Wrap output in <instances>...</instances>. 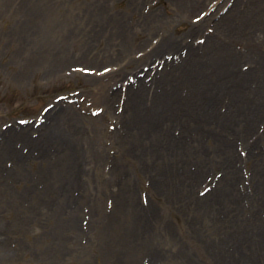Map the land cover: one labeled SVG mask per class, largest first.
<instances>
[{
	"label": "rangeland",
	"instance_id": "1",
	"mask_svg": "<svg viewBox=\"0 0 264 264\" xmlns=\"http://www.w3.org/2000/svg\"><path fill=\"white\" fill-rule=\"evenodd\" d=\"M190 1L0 0V135L5 129L18 125L17 128L21 127L20 132L27 134L26 138L36 143L34 140L43 128V126L40 127V122L45 120L48 110L53 108V105L59 100H63L62 104L70 102L84 115L94 117L100 114L102 107L94 104L92 95H88L90 87L86 82L87 73L82 70L93 69L96 73L98 71L99 73L105 72L106 67L109 69L118 67L113 64L114 55L127 56L122 61L125 69L124 74L120 78L116 77L117 80L119 79L118 86L122 83L125 85L128 80L130 81L134 77V73H129V70L136 64H138L136 73L142 68L149 67V64L145 65L143 60L139 61L140 56L158 43L161 35L174 38L179 43L176 49H169L178 50L177 54L182 52L183 57L179 60L185 61L186 64L188 61L194 60L192 65L203 63L210 67V59L195 56L197 53L203 52L200 48L194 52L195 54L187 55V59L184 60L189 45L195 47L201 44L204 46L210 34L215 35L214 31L218 27L223 28V31L229 30L230 34L227 39H223V41L220 38L216 39V43L219 45L225 46L229 50L234 48V54L228 53L226 59L236 58L237 63L229 61L225 64L236 69L240 67L242 71L250 69L251 66L254 70L252 72H255V76L250 81L252 87L257 86L258 92L255 93L264 95V0ZM195 4L200 7H194ZM152 13L154 16H151ZM228 15L230 18L227 21L223 20ZM201 23L204 24L197 27L199 29L194 27ZM234 26L236 27L233 28ZM192 29H196V31L191 32ZM127 39L129 44L126 45V48L130 49L124 53L120 46L125 44ZM214 50L215 47L209 48L210 53H213ZM85 52H90V55L86 60H80L79 58ZM173 52L165 55V58H171ZM131 59H138V61L125 66V61ZM51 62L54 68L57 65L55 69L49 68ZM93 65L96 68H90ZM155 65L161 73L164 65L158 64V61L155 62ZM75 67H81L82 70H75ZM224 73L223 75L227 79L228 74ZM149 78L150 76H147V81ZM114 82L116 81H110L111 84ZM228 82L231 81L228 80ZM161 85L163 88L165 84ZM113 86L115 88L116 84ZM185 92L184 89L182 94ZM190 94L191 92L184 95L190 96ZM225 96L229 98L230 95L226 93L224 98ZM220 97L222 98V96ZM185 102L186 99H182V104ZM200 105H202L201 108L205 107L203 100ZM261 106H252L256 107L255 112L249 111L247 115L256 120L257 117L254 113L261 112ZM233 107L238 108L239 113L245 112L244 107L240 108L238 103H232L227 110L230 118L235 115ZM56 108L57 106L54 110ZM121 109V106L118 107L119 111ZM208 111L211 113L212 108L208 107ZM204 122L203 120L198 128L206 133L205 128L210 127L211 124H207L205 127ZM57 123V126L52 129V135L46 138V143H59L63 138L65 123H61L59 119H57ZM107 123L109 131L113 130L114 124H111L110 120H107ZM258 127L263 129L264 125L259 123ZM194 128L185 123L183 131H187L185 133L187 142L195 141L193 138L196 135V131H193ZM241 133L243 130H240ZM209 134L215 139L219 133L216 129H212ZM206 136L202 135L198 142L201 141L200 148L206 150L203 156H174V159L164 162H168L167 165L162 167L158 174H155L156 180L153 181V183L156 182L155 184L151 182V184L145 185L148 181H144V175L137 176L136 170H127L131 168V162L123 161L121 167L124 168L123 171L129 173V179L125 184L127 189L122 191L123 193L116 194L115 197L119 208L126 211L124 219H130L131 212L136 208L134 212L136 214L139 207L143 205L145 206L143 211L153 213L151 225L154 223L152 226L150 225L149 230H146L147 234H145L150 237L151 241L144 248H150L144 249L135 245L132 252L139 249L147 252L152 250L159 254L161 252V255L164 256V254L178 249V253L191 257V260L199 259L196 255L205 251L209 244H216L218 238L224 234L222 233L223 229L226 231L233 227L227 225L231 221H234L238 226L242 225L235 234L231 233L239 246L243 247L247 243H253L259 237H255V234L258 233L261 223L264 222V188L262 189L260 184H255V179L264 175L261 173V164L264 165V140L260 144H256V148L251 153L241 157L239 168L242 171L248 170L253 162H256L259 167L252 174L238 172L240 178L243 179L238 187L244 185L247 188V192L242 193L243 196L240 198L236 193L237 187L234 189L233 185H229L230 181L221 176L218 178L219 180L217 179L218 181L216 180V172L220 171L221 175L222 171L225 172L219 167V163L225 160L223 153L225 151H218L216 143L212 142L213 139L206 142L208 138ZM248 136L250 142L256 140V136L252 137L251 134ZM102 142L106 150L104 151L109 154V159L94 165L95 162H88L90 158H96L92 153V157L82 160V166L79 167L81 179H77L75 184L81 190L71 186L69 193L63 198V190L68 184L67 180H63L59 194L56 195V197H61V200H57L56 197V199H52L49 194L57 193L58 183H55L52 177L50 178L45 193L47 207L40 209L38 213V217L43 220L32 225L27 224L30 222V217H26L25 213L21 211V206L26 205L28 199L20 198L21 205L16 202V197L26 187V182L21 177L8 179L6 173L12 167V163L5 158L0 160V229L5 230L8 226L16 229L15 226L21 221L24 227L23 234L29 237L30 243L20 247L17 252L11 250L10 255H14L13 258L0 248V264H104L103 258L106 255L103 256V254L106 252L104 251L105 246H108L106 244L107 234H111V225L106 221L114 219L112 215L108 216L112 204L110 201L114 194L111 192L113 186L110 182V162L114 164L115 159H121V155L114 152L115 148L112 146L109 136H104ZM21 143L22 141L19 139L17 147ZM230 143L236 152L233 140ZM180 146L186 149L185 154L188 151L193 153V150L185 147L184 144ZM239 146H243V144ZM26 150L27 148H23V152ZM100 151L102 150L100 149ZM248 159L250 160L248 161ZM134 164L137 162L135 161ZM34 165L31 167L29 163L26 164L25 170L28 177L33 179L40 175L39 170L42 163L36 160ZM58 167L63 168L62 164ZM218 167L219 170H215ZM175 168L174 175L168 177V171ZM47 176H50V173ZM116 176L120 179V176L117 174ZM64 177L65 173L60 172V178ZM232 177L235 179V176ZM219 181H222V184ZM40 182L45 185L44 180L41 179ZM262 185H264V181ZM206 187L208 189L210 187V189L209 194L205 196L201 191ZM73 198L80 207L74 215L79 216V220L85 218L87 224H80V229L76 225L74 230L70 225L61 224L60 228L56 227L58 218L52 216L54 209L59 208L63 215L68 217L66 211L67 208L68 212L71 211L74 203L71 205L70 203ZM36 202H39V199ZM140 213L142 212L140 211ZM119 217L117 216L115 219L119 221ZM49 225L56 227L57 235L59 233L61 235L60 239H57L60 241V249H62L59 255H56L55 250L50 246L49 233L45 231ZM161 226L167 227L163 234L160 233ZM15 229L8 234L5 241L7 245L17 234L19 235V231ZM230 232L229 230L228 234ZM55 236L56 234L53 233V237ZM259 245L262 252L257 257L260 259L255 264H264V243L261 236ZM162 246L167 249L159 252L157 249H161ZM52 250L53 252L50 254ZM112 251L115 253L114 250ZM47 252L51 256L48 262L45 259ZM154 252L153 254H156ZM253 256L255 258V255ZM161 259L162 257L159 256L157 261H150L149 257L143 255L142 252L137 258V264L138 262L140 264L182 263L181 260ZM251 261L250 258L247 263L252 264ZM236 264L240 263L236 262Z\"/></svg>",
	"mask_w": 264,
	"mask_h": 264
},
{
	"label": "bare ground",
	"instance_id": "2",
	"mask_svg": "<svg viewBox=\"0 0 264 264\" xmlns=\"http://www.w3.org/2000/svg\"><path fill=\"white\" fill-rule=\"evenodd\" d=\"M186 1L187 0H184V2ZM199 1L200 0H191L190 2ZM194 7H200V5L195 4ZM151 16H154V14L152 13ZM229 18L230 15L224 17L223 20L227 21ZM203 24L204 23L194 25V27L199 29L197 27ZM235 27L236 26L233 28ZM196 29H192L191 32H195ZM214 33L215 35L210 34L204 46L199 44L194 47L190 44L184 59H187V55L195 54L194 52L200 48L203 52L200 54L197 53L195 56L210 59V67H207V65L203 63L192 65L194 60L188 61V65L185 61L179 60V58L183 57L181 55L182 52L177 54L178 50H169L176 49L179 43L174 38H167L161 35L159 42L140 56L139 61L143 60L145 65L149 64L148 70L145 71L142 76L139 75V71L136 73L138 64L129 70V73H134L133 82L128 81L125 85L123 83L120 86L117 85L119 79L117 80L116 77L120 78L124 74L125 69L122 61L127 58V56H121V54H113V64L118 67L111 68L108 72L99 75H97L96 71L92 74H86V82L90 87L88 95H92L94 104H97L98 107H102V113L94 117L86 114L84 115L80 110L71 105V103L62 104L64 102L60 100L46 113V118L40 126H43V128L39 131V136L34 140L36 143L26 138L28 137L27 134L20 132L21 127L17 128L14 126L2 132L0 135L2 136V138H0V160L5 158L12 163V167L6 175L8 174V179H17L21 177L26 182V187L19 192L16 197V202L21 205L20 198L25 200L28 199L27 204L21 206V211L25 213V216L30 217V222L27 224H37L43 220V218L38 217V213L40 209L47 207L45 199L46 185L50 182L51 177L52 180L54 179L55 183H58V187L57 193L55 195L49 194V196L52 199L57 198V200H61V197H56V195L59 194L62 181L67 180L68 183L62 193V197L65 198L71 186H73V188L78 186L75 184L77 183V179H81V177H79V167L82 166V160L84 158L92 157L91 155L93 153L96 157V161L94 158H90L88 162H95L94 165L100 164L101 161L108 160L109 154H106L102 142L103 137L107 135L112 140V146L115 148L114 152L121 155V159L119 160L114 158L119 166L116 162H114V164L110 163L114 194H119L127 189L125 184L126 180L129 179V173L123 171L124 168L121 167L124 160L131 162V168L127 170H136L137 176L150 175L149 178L153 183L156 179L155 173L166 165L164 162L171 160L174 156H203L206 150L200 148L201 141L198 143L202 135H207L206 137L208 138L206 142L213 139L214 141L212 142L216 143L218 151H225L223 152L225 154V160L219 163V167L225 171H222L221 177L230 181L229 185L234 184L237 186L238 182L233 179L232 176H239L238 172H242L236 165L237 162L241 161L238 151L242 150L244 154L251 153V151L256 148V144H260L264 140V128L259 129L258 127L259 123L264 125V95L261 96L255 93L258 92L257 86L255 88L252 87L253 85L250 81L255 76V72H252L254 70L251 66L250 69L242 71L240 67L236 69L235 67L229 66V64H225V62L229 63V61L237 63L236 58H232L231 60L226 59L228 53L234 54V48H230L229 50L225 46L216 43V39L220 38L222 41L223 39H227L230 34L229 30L223 31V28L221 29L218 27L215 29ZM128 41V39L125 40V44L120 46L124 53L126 50L130 49L126 48V45L129 44ZM211 47H215L213 53L209 51ZM164 50L166 51L162 52ZM171 52H173L171 58H165V55ZM89 53L90 52H85L79 59L86 60L90 55ZM214 53L215 55L213 56ZM136 61H138V59L125 61V66L134 64ZM156 61H158V64L162 63L164 65L161 73L157 70L158 68L155 65ZM49 68L51 70L54 68L52 62ZM90 68H96V66L93 65ZM73 72L77 73V71ZM223 72L228 74L227 79H225ZM147 76H150V82L149 80L147 81ZM161 79L163 81H160ZM111 80L116 82L111 84ZM228 80L231 82H228ZM162 83L165 84V88H162ZM114 84H116L115 88H113ZM184 89L186 94L191 92L190 96L184 95L185 93L182 94ZM226 93L230 95L229 98L227 96L224 98V94ZM220 96H222V98ZM182 99H186V102L183 104ZM202 100L203 104H205L204 108H201L202 105H200ZM232 103H238L240 108L244 107L245 112L239 113L238 108L235 109L233 107V113H235V115L230 118L227 110L231 107ZM256 105H262L260 107L262 111L254 113L257 117L255 120L252 116L250 117V115L248 116L247 114L249 111L252 112V110L255 112L256 107L252 106ZM56 106H58V109L54 110ZM119 106L122 107L121 111L118 110ZM208 107L212 108L211 113L208 111ZM57 119H59V121L61 120V123H65L64 126L66 128L64 129L65 133L63 138L60 139L61 141L59 143H46V138L52 135V129L58 124ZM107 120H110L111 124H114L113 131H109L107 128ZM203 120L205 121L203 123L205 127L207 124L214 126L212 127L210 125V127H206V133L198 128ZM185 123L187 126L195 127L193 131H196V135L193 137L195 139L193 143L186 141L185 133H187V131H183ZM68 127H70L69 132ZM212 129H216L219 133L215 139L209 134ZM240 130H243V133L240 134ZM250 134L252 137L256 136L254 142H250L248 139V135ZM19 139L22 143L17 147ZM231 140L236 144L235 148L236 152H238L237 154L233 150L230 143ZM180 144H184L185 147L189 149L193 148V153L188 151L187 154H185L184 151L186 149H183ZM241 144H243V146H239ZM98 147L102 151H100ZM23 148H27V150L23 152ZM229 155H231V158H229ZM36 160L42 163V167L39 170L40 175L33 179L32 177H28L25 170L26 164L29 163L31 167H33L35 166L34 163ZM249 160L250 159H248V161ZM135 161L137 164H134ZM56 162L60 163L58 164ZM60 164H62L63 168L58 167ZM47 166H49V169H47ZM251 166L254 167L255 170L259 167V165H256V162H253ZM261 166V173H264V165L261 164ZM219 167L215 170H219ZM4 168L6 167L4 166ZM255 170H253V172H255ZM10 171H12V173H10ZM60 172L65 173L63 179L60 178ZM168 172V177L174 175V170ZM219 172L220 171H218V173ZM49 173L50 176H47ZM115 173L122 178V181L118 178L114 179L116 176ZM262 178L263 180H261ZM41 179L45 181V185L40 182ZM263 181L264 175H262V177H257L255 179V184H260L263 189ZM219 182L222 184V181ZM207 194L209 193L206 192L205 196ZM38 199L39 202H36ZM205 200H207V198H205ZM72 203L74 204L72 205L71 211L68 212V208L66 211L68 217H65L59 208L54 209L52 216L58 218V226L56 227L60 228L61 224L70 225L74 230L76 225H80L79 216L74 215L80 207L77 205L74 198L70 205ZM118 205L119 204L115 202L112 208L111 215L114 219L106 221L111 225V234H107L106 244H108V246H105L104 251L106 252L103 254V256L106 255V257L103 258L104 264H137V258L140 257L142 252L143 255L149 257L150 261H157L158 257L162 256L158 252L153 254V251L147 252L144 250L142 251V249L132 252L135 245H138L139 248H144L149 244V241H151L149 236L142 237L141 234H139L135 239L133 236L139 232L148 230L151 223L149 220L152 214L143 211V208L139 207L138 212H142L139 217L141 219L140 221H132L133 214L130 222L125 221V219L123 220L122 217H120L121 220L118 221L115 218H117V216L119 217L120 214L124 215L126 212H124L123 208H119ZM135 210L136 208L132 212L134 213ZM32 214L35 216L33 217ZM115 222L117 223L114 224ZM231 225H233V227L229 229L231 231L230 234H228V229L226 231L223 229L222 233L224 234L221 238H218L216 244H209L205 251L196 255L199 259L194 258L191 260V257L189 258L186 255L178 253V249L169 254H164L165 259H171L173 261L181 260V264H236V262L240 264H250L247 262H249L251 258L252 264H255L260 259L257 257L262 252L259 245L260 236L264 243V222L261 223L258 233L255 234V237L259 236L256 241L250 244L247 243L243 247L239 246L237 241H234V238L231 236V233L235 234L242 225L238 226L234 222L228 225V227ZM15 227L16 229L12 228V226H8L5 230L0 229V248L2 250L4 249L11 258L14 256L10 255L11 250L17 252L20 250V247L30 244L28 240L29 237L23 234L24 227L21 221L18 222ZM55 228L49 225L48 229H45V231L49 233L50 246L55 250V254L59 255L62 249H60V241H57V239H60L61 235L60 233L57 235ZM14 229L19 231V235L17 234L18 236L16 235L10 241L9 245H7L5 243L6 238ZM166 229L167 227L164 226L160 232L163 234V232H166ZM53 233L56 234L55 237H53ZM144 249H147V247ZM166 249L167 248L162 246L161 249L158 248L157 250L160 252ZM112 250H114L115 253ZM253 255H255V258ZM45 259L47 262L51 259L48 252L45 254ZM138 264L140 263L138 262Z\"/></svg>",
	"mask_w": 264,
	"mask_h": 264
}]
</instances>
